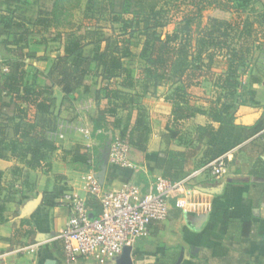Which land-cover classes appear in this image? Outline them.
<instances>
[{"label":"trees","instance_id":"1","mask_svg":"<svg viewBox=\"0 0 264 264\" xmlns=\"http://www.w3.org/2000/svg\"><path fill=\"white\" fill-rule=\"evenodd\" d=\"M165 1L86 0L83 5L81 0H0V44L10 55L6 63L0 62V159L18 163L10 171H51L52 157L61 150L56 134L63 123L74 122L54 112L55 88L64 93L65 104L72 105L76 91L90 88V77L104 85L96 79V99L106 102L92 117V135L105 146L119 130L118 138L130 145V159L137 165L146 164L152 133L139 112L141 94L160 97L159 88L168 86L160 97L167 117L165 136L187 157L215 135L218 125L234 124L239 70L264 44V0H181L177 7L184 5V13L175 30L164 34L173 21L162 6ZM79 10L88 22L82 32L74 18ZM206 11L211 13L204 24ZM97 13L108 15L111 32L98 27ZM52 30L58 54L48 71H42L28 60L48 59L47 34ZM35 35L41 37L43 55L29 51ZM89 45L93 51L86 54ZM205 84H210L209 94L192 92ZM263 127L256 126L252 133ZM98 151L76 144L63 149L61 158L90 168ZM166 161L160 157L159 164ZM5 178L6 171L0 169V220L6 206ZM65 191L56 187L46 192L44 202L56 204ZM88 205L95 215L101 210L95 198ZM240 227L248 233L252 224ZM134 255L143 256L137 251Z\"/></svg>","mask_w":264,"mask_h":264},{"label":"crops","instance_id":"2","mask_svg":"<svg viewBox=\"0 0 264 264\" xmlns=\"http://www.w3.org/2000/svg\"><path fill=\"white\" fill-rule=\"evenodd\" d=\"M238 80L234 124L218 125L215 135L189 157L165 136L167 117L160 104L164 94L159 93L160 97L153 98L145 115L152 129L145 165L126 168L111 164L107 161V143L101 146L98 138L89 139L75 130H68L58 140L61 150L52 159L51 171L26 169L14 174L10 170L18 163L0 159V169L6 171L0 264H68L60 235L69 220V208L59 198L54 205L46 204L44 196L56 187H64L87 202L93 199L82 179L90 168L61 158L63 149L69 150L76 144L90 152L99 150L94 170L97 174L104 171L103 186L107 190L133 183L146 192L158 177L179 180L203 163L228 155V174L220 180L205 175L196 178L185 196L184 208L173 199L167 220L150 224L147 234L133 246L132 257L135 264H264V127L252 133L256 126L264 124L263 53L258 50L253 53L247 65L239 70ZM95 81L87 78L86 85L90 88L83 86L73 94L72 108L65 104L64 93L56 87L54 112L92 131V117L106 103L101 100L99 104L89 96ZM203 87H194L192 92L203 96L206 90ZM115 137H119V130H115ZM160 157L167 161L159 164ZM41 197L43 200L36 203ZM24 219L28 222L22 223ZM243 222L252 224L248 233L240 227ZM135 251L142 258H137ZM118 259L112 264H117ZM74 264L98 263L81 258Z\"/></svg>","mask_w":264,"mask_h":264},{"label":"built area","instance_id":"3","mask_svg":"<svg viewBox=\"0 0 264 264\" xmlns=\"http://www.w3.org/2000/svg\"><path fill=\"white\" fill-rule=\"evenodd\" d=\"M4 70L7 69L4 67ZM68 130L79 131L89 139L93 137L92 131L82 124L63 123L56 134L57 139H63ZM108 158L111 164L137 167L130 159V145L118 137L110 145ZM89 164L91 167L82 179L88 196L99 201L100 212L95 215L87 199L72 191H65L59 197V202L70 211L69 220L60 235L64 243V259L68 264L77 263L81 258L98 264L116 260L125 247H133L139 238L147 234L151 223L167 220L173 199L184 208L185 196L196 178L205 175L220 180L229 172L228 155H224L182 179L158 177L146 192L133 183L107 190L94 170V160H90Z\"/></svg>","mask_w":264,"mask_h":264},{"label":"rangeland","instance_id":"4","mask_svg":"<svg viewBox=\"0 0 264 264\" xmlns=\"http://www.w3.org/2000/svg\"><path fill=\"white\" fill-rule=\"evenodd\" d=\"M83 2V5L86 4V0H81ZM181 2V0H179L178 2L175 1V0H168V1H165L162 3V6H164V8L168 11V14L169 16L173 19L172 23L169 24L167 27H165L163 29V33L166 34V33H171L175 30V27H176V24L177 22L180 20L181 16L183 15L184 13V10H185V6L182 5L181 8H178L177 5L178 3ZM75 23H76V26H83V28L80 30L81 32L83 31V29H85V26L88 25V22L85 21L83 19V14L82 12L79 11H75ZM211 13V11H206L204 13V19H203V22L204 24L206 23L207 21V17L209 16V14ZM108 15L107 14H103V15H99V13H97V16H96V19L99 21L97 22V25L98 27H100L101 29H103L104 32H111L110 30V23L108 21H106ZM118 27V26H117ZM48 38H49V46H48V50H47V60H40V61H37V60H31L28 62H31L33 63V65L39 69H41L42 71H48L50 65L52 64L55 56L58 54V46L59 44H57L56 42L52 41V37L54 36V30H52V33H49L47 34ZM41 37L40 35H35L34 38H33V42L30 46V50L31 52L33 53H37L38 55H43L44 53V49L45 47L39 43ZM93 51V46L92 45H89L85 48V53L86 54H91ZM258 51L263 53L264 54V44L262 45V47H259L258 48ZM8 58H10V55L7 54L6 52H4L1 44H0V62L2 64L6 63V61L8 60ZM92 80H96L97 78L96 77H91ZM97 81H99L97 79ZM99 84L101 86L104 87L103 84H101V82L99 81ZM164 89H159L158 90V94L159 93H163L165 94L168 90V86H162ZM99 85L96 84L92 90L90 91V97L96 99L97 98V93H98V89H99ZM205 90V94H209L210 91H211V88H210V84H205L204 87H203ZM153 98H157L156 96H151V95H147V94H141L140 97H138V104L140 106V109H139V112L141 114H143L144 116L147 115V113L150 111V105H151V101H153ZM82 100H87V97L84 98V97H81ZM68 107L72 108L70 103L66 104ZM74 108V107H73ZM75 111V109H74ZM63 120L67 121L69 119L67 118H64ZM148 122V121H147ZM109 140V139H108ZM108 143V142H106ZM108 148V146H106ZM54 157V156H53ZM52 157V159H53ZM107 264H112V261H109Z\"/></svg>","mask_w":264,"mask_h":264},{"label":"water","instance_id":"5","mask_svg":"<svg viewBox=\"0 0 264 264\" xmlns=\"http://www.w3.org/2000/svg\"><path fill=\"white\" fill-rule=\"evenodd\" d=\"M113 134L111 133V137L107 143V161H108V155H109V150H110V145L113 141ZM99 180H100V183H104V171H100L98 174H97ZM43 200V197H41L36 203H40L41 201ZM35 203V204H36ZM34 204V205H35ZM132 251H133V247L132 246H127L125 247L124 249V252L122 253V255L119 257L118 261H117V264H135L134 263V260H133V257H132Z\"/></svg>","mask_w":264,"mask_h":264}]
</instances>
